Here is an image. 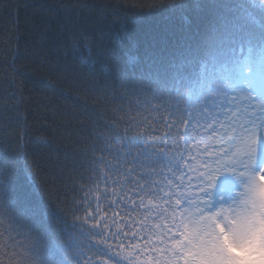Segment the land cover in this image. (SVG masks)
Here are the masks:
<instances>
[{
  "label": "snow or ice",
  "instance_id": "1",
  "mask_svg": "<svg viewBox=\"0 0 264 264\" xmlns=\"http://www.w3.org/2000/svg\"><path fill=\"white\" fill-rule=\"evenodd\" d=\"M151 11L184 24L146 34L131 69L126 25L115 43L99 38L112 62L94 86L121 104L108 119L79 114L81 183L63 199L38 190L26 135L0 140V219L18 264H264V0Z\"/></svg>",
  "mask_w": 264,
  "mask_h": 264
},
{
  "label": "trees",
  "instance_id": "2",
  "mask_svg": "<svg viewBox=\"0 0 264 264\" xmlns=\"http://www.w3.org/2000/svg\"><path fill=\"white\" fill-rule=\"evenodd\" d=\"M160 2L0 0V140L11 141L10 147H15L19 136H27L29 166L45 197L55 200L59 194L63 199V189L81 183L73 160L81 158L86 148L87 131L83 136L79 132L83 123L79 114L87 109L90 115L98 112L108 119L121 104L110 93L106 100L94 86L95 74L112 62L101 46V34L115 43L127 26L129 39L120 45V64L131 69L128 58L142 53L146 34H163L165 29L179 34L184 24L179 14L151 11ZM84 4L98 7L82 8ZM80 33L85 39H80ZM131 41L139 43V50ZM7 227L0 219V262L18 264L20 257L3 234ZM9 256L14 258L9 261ZM148 261L145 255L144 264Z\"/></svg>",
  "mask_w": 264,
  "mask_h": 264
}]
</instances>
